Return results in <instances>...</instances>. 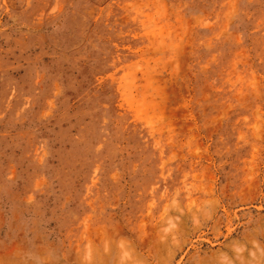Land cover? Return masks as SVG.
Returning <instances> with one entry per match:
<instances>
[{"label":"rangeland","instance_id":"rangeland-1","mask_svg":"<svg viewBox=\"0 0 264 264\" xmlns=\"http://www.w3.org/2000/svg\"><path fill=\"white\" fill-rule=\"evenodd\" d=\"M262 246L264 0H0V264Z\"/></svg>","mask_w":264,"mask_h":264},{"label":"bare ground","instance_id":"bare-ground-1","mask_svg":"<svg viewBox=\"0 0 264 264\" xmlns=\"http://www.w3.org/2000/svg\"><path fill=\"white\" fill-rule=\"evenodd\" d=\"M249 242V241H248ZM258 246V245H257ZM262 247H264V246H262ZM260 254H262L263 255V257L261 258V259H259L260 260V264H264V248H263V251H261V253ZM257 255V254H256ZM260 257V256H259ZM244 258V257H243ZM256 258V257H255ZM258 258V257H257ZM245 259V258H244ZM254 262V261H253ZM257 262H258V260H257ZM246 264V263H245ZM257 264H259V263H257Z\"/></svg>","mask_w":264,"mask_h":264}]
</instances>
